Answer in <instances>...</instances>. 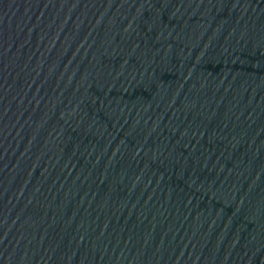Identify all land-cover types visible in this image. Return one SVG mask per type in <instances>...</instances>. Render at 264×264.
<instances>
[{
    "label": "water",
    "instance_id": "95a60500",
    "mask_svg": "<svg viewBox=\"0 0 264 264\" xmlns=\"http://www.w3.org/2000/svg\"><path fill=\"white\" fill-rule=\"evenodd\" d=\"M0 264H264V0H0Z\"/></svg>",
    "mask_w": 264,
    "mask_h": 264
}]
</instances>
